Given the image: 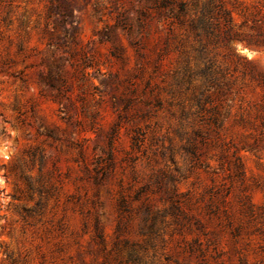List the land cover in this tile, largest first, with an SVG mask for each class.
I'll use <instances>...</instances> for the list:
<instances>
[{"label": "rangeland", "instance_id": "obj_1", "mask_svg": "<svg viewBox=\"0 0 264 264\" xmlns=\"http://www.w3.org/2000/svg\"><path fill=\"white\" fill-rule=\"evenodd\" d=\"M204 3L264 39V0H0V264H264V82L196 36Z\"/></svg>", "mask_w": 264, "mask_h": 264}, {"label": "trees", "instance_id": "obj_2", "mask_svg": "<svg viewBox=\"0 0 264 264\" xmlns=\"http://www.w3.org/2000/svg\"><path fill=\"white\" fill-rule=\"evenodd\" d=\"M167 1V0H165ZM157 10L162 11L165 9L171 10L174 3H156ZM189 12V7L187 3L181 4L180 13L187 14ZM179 20V17H176ZM191 28L196 33L197 37L205 36L210 42H219L222 41L225 46L229 44H233L231 47L233 55L239 61H244L246 65L249 67V71L245 68L243 73H249L253 79L262 83L264 82V74L256 71L253 63L247 60L245 57L241 56L238 53L236 43L240 42L246 47L254 46L255 48H264V39H259L254 43L252 41H245L241 38L240 33L235 30L233 21H232V13L226 7L225 3H204L200 15L197 19L191 21ZM262 36H264L262 34ZM246 42V43H243ZM202 48L205 50L207 60L204 63V67L201 69V73L203 76L202 86L199 92V95L196 97L197 106L204 110L205 104H210L211 108L208 110L209 117L207 121L210 123H214L217 126L221 124V116H220V107L226 97V95L230 91V83L226 80V71L228 69H224L219 64H216L213 58H210L206 53V48L203 45ZM204 54V53H202ZM192 76L188 79L184 77H175L176 85L182 86L183 84L190 83L192 80ZM210 90L215 91V95L218 98V104L213 103L210 96H207V92ZM135 141V140H134ZM190 153L194 156L195 153L192 150H189ZM112 160L111 157H109ZM240 168V165L238 166ZM120 209L122 212H129V207L127 201L124 197L120 199ZM119 226V231H120ZM101 238L100 235H98Z\"/></svg>", "mask_w": 264, "mask_h": 264}]
</instances>
